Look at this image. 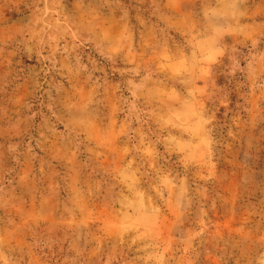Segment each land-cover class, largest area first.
Returning <instances> with one entry per match:
<instances>
[{
	"label": "rangeland",
	"instance_id": "374dc122",
	"mask_svg": "<svg viewBox=\"0 0 264 264\" xmlns=\"http://www.w3.org/2000/svg\"><path fill=\"white\" fill-rule=\"evenodd\" d=\"M0 264H264V0H0Z\"/></svg>",
	"mask_w": 264,
	"mask_h": 264
}]
</instances>
